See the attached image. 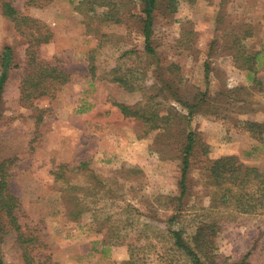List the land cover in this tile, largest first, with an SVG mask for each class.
I'll use <instances>...</instances> for the list:
<instances>
[{
    "label": "rangeland",
    "instance_id": "obj_1",
    "mask_svg": "<svg viewBox=\"0 0 264 264\" xmlns=\"http://www.w3.org/2000/svg\"><path fill=\"white\" fill-rule=\"evenodd\" d=\"M10 1L53 33L35 46L37 57L69 73L54 98L33 104L21 100L27 69H13L0 100V162L10 161L9 188L20 199L16 214L39 234V258L46 264H192L168 230H183L191 243L205 221L217 226L213 240L226 263L264 264V213L248 217L219 201L209 176L212 161L223 156L264 165V138L253 137L245 124L264 123V85L249 76L253 66L264 84V0H177L175 10L162 0L152 38L156 55L143 52L140 22L131 17L141 14L138 2L118 5L124 20L117 23L100 15L104 7L91 12L77 5L81 0L46 7ZM32 33L25 36L0 15V54L9 45L16 63L25 65L39 34ZM116 76L136 89L119 85ZM119 104L169 119L158 121L160 129L146 128ZM190 131L201 139L179 215L171 205L182 191ZM82 162H89L86 173L56 180L61 165ZM72 184L86 189H69ZM0 252L5 264H26L14 234Z\"/></svg>",
    "mask_w": 264,
    "mask_h": 264
},
{
    "label": "trees",
    "instance_id": "obj_2",
    "mask_svg": "<svg viewBox=\"0 0 264 264\" xmlns=\"http://www.w3.org/2000/svg\"><path fill=\"white\" fill-rule=\"evenodd\" d=\"M191 4L196 3L197 0H184ZM54 2V0H26L27 6L32 7H46ZM130 2H138L141 6V14H131L132 18H137L140 22L141 32L144 36L145 46L143 52L149 55H156V47L152 44L154 36L155 13L157 12L162 0H81L77 5H88L89 11L96 12L97 8L104 7L101 16L105 20H113L120 23L124 20V16H120V11L117 9L119 4L125 6ZM177 0H169L168 7L175 10V3ZM0 15L11 20L15 28L23 33L25 36H32V30L35 28L38 35L35 34V39L30 41L29 51L30 59L26 61L25 65L16 63L14 58V49L7 45L3 48L0 54V100L4 94L5 86L8 82L10 72L13 69L25 67L26 75L21 86V100L23 102L35 103L42 99L54 98L57 91L66 83L69 73L60 69L56 64L45 62L37 57L36 48L48 43L53 38V33L46 24H41L30 15L22 13L18 10L10 0H0ZM40 23V24H39ZM133 51H126L123 56H126ZM249 60L257 59V56H247ZM92 75H95L96 66L92 62L89 66ZM250 79L256 85H264L260 78H258L257 70L253 66L249 68ZM114 80L119 85L129 86V90L136 89L134 84H128L129 80L124 76H116ZM131 85V86H130ZM181 101V100H179ZM187 107H189L187 105ZM121 112L126 117H137L143 120L144 127L150 129H160L161 124L158 121H168L167 116H159L157 112H152L147 108L139 106H130L126 104H119ZM42 117H39L41 120ZM247 131L253 137H258L259 140L264 138V123L247 121ZM148 131V129H147ZM184 148L182 149L183 157V173L181 179L182 191L179 196L172 198V208L181 214L185 209L184 197L187 192V169L191 165L192 156L195 153L196 147L200 144L201 137L198 133L190 131L186 135ZM10 161L3 160L0 162V245L5 238L11 234L16 235L17 243L22 250V256L26 264H46L39 258L38 252L41 244L40 236L36 229H29L27 226L21 225L19 217L16 214L20 208V199L14 195L10 188ZM89 162H82L78 166L61 165L58 171L53 172L56 175V180H67V174L82 175L86 173ZM210 177L213 183L218 186L220 191L219 201L229 203L235 207L236 211L247 216L262 215L264 213V165L250 166L239 160L235 155L223 156L212 161L209 167ZM76 188L85 191L84 186L72 184L69 189ZM216 199V198H215ZM78 207V204H76ZM76 211V210H75ZM176 216H173L170 222L174 221ZM168 232L174 238V246L177 250L182 251L188 258H192V264H228L223 255L217 254L215 241L213 237L217 233V226L209 222H200L197 226L195 235L191 243H188L183 237V230L169 229ZM115 244L121 243L120 236L116 237ZM253 240L252 248L256 242ZM131 263H136V254L134 247L130 249ZM250 254H247V258ZM47 257V256H46ZM223 260L224 262H220ZM0 264H5L0 252Z\"/></svg>",
    "mask_w": 264,
    "mask_h": 264
},
{
    "label": "crops",
    "instance_id": "obj_3",
    "mask_svg": "<svg viewBox=\"0 0 264 264\" xmlns=\"http://www.w3.org/2000/svg\"><path fill=\"white\" fill-rule=\"evenodd\" d=\"M249 217V216H248ZM251 243H249L250 249L252 248L253 240H250Z\"/></svg>",
    "mask_w": 264,
    "mask_h": 264
}]
</instances>
